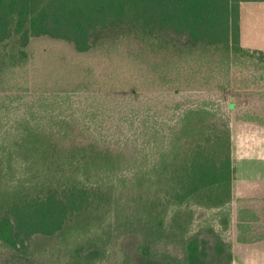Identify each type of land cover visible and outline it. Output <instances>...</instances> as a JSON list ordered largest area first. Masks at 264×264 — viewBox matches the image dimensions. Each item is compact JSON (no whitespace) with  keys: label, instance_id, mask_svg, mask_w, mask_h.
<instances>
[{"label":"trees","instance_id":"obj_1","mask_svg":"<svg viewBox=\"0 0 264 264\" xmlns=\"http://www.w3.org/2000/svg\"><path fill=\"white\" fill-rule=\"evenodd\" d=\"M243 1L0 0V263L71 264L67 250L77 264L116 252L114 264H233L230 244L188 235L194 205L233 204L231 117L211 94L181 109V90L224 91L229 110L264 101V50L242 44ZM36 38L127 63L33 90L23 68ZM261 110L239 120L264 125ZM243 216L238 240L252 242ZM172 237L184 258L163 245Z\"/></svg>","mask_w":264,"mask_h":264},{"label":"rangeland","instance_id":"obj_2","mask_svg":"<svg viewBox=\"0 0 264 264\" xmlns=\"http://www.w3.org/2000/svg\"><path fill=\"white\" fill-rule=\"evenodd\" d=\"M252 4V3H249ZM260 41H264L261 39ZM261 45L264 44L260 43ZM30 61L26 64L23 69H27L26 72L29 75V87L33 90L37 89H46V88H55V87H72L77 82L78 79L77 70H80L84 73L93 66L96 71V74H99L101 79L103 78V70L112 64H126L125 59H121V56L118 53H114L115 56H118V59L112 62L107 55L102 52H92L80 54L77 52L71 44H68L63 41H57L49 38H36L30 44ZM86 70V71H85ZM75 82V83H74ZM33 91H23V93H32ZM145 94V93H142ZM211 98L215 101L222 103L223 109L229 113L231 117V127H232V138L234 145V158L239 156L242 157L244 149L249 148L248 144L255 138L254 129H248L245 127L246 123L241 122L238 124L239 117H244L247 113H253L256 111H262L261 107L264 105L263 99L258 96H255L251 99V104L246 106L238 107L237 109H228V102L233 99L224 91H206L203 92V96H200V93L193 90L182 89L181 90V109L186 105H189L194 99H209ZM83 96L75 97V104L78 106L80 101H84ZM105 125H110L112 122H104ZM244 124V125H243ZM257 132V131H256ZM256 147L259 149V152L264 153V140H258ZM248 160L245 159V163ZM259 163V162H258ZM260 165V164H259ZM257 200V201H256ZM255 204L256 208L254 210V215L249 219L251 223V231L249 235L255 237L261 235L264 237V198L256 199ZM239 199L235 204H230L228 210H224L222 213H219L216 209L205 208L201 206L194 205V217L188 228V235H194L198 231H204V235H216L219 239L224 241L226 244L232 246L234 251V257L236 258L235 264H264V242L257 243L255 245H247L238 240V234L240 230L238 229V223L233 221V215L237 218L238 213L242 209L241 207L248 205L247 200ZM231 212V222L229 224L222 223L224 217V212ZM259 211V212H258ZM213 229L214 232L207 233V229ZM182 237V236H181ZM165 246L169 247L173 253H181V258L185 257V240L176 237H172L169 240H165ZM63 260L67 262L71 260V264H77L76 259H73L71 253L67 250H63ZM51 254L46 252V255ZM37 257H40L41 254H36ZM30 257L27 261L31 263H47L40 258ZM120 256L118 253H113L106 260L94 263V264H114ZM12 259L8 263L0 264H11ZM15 264H18L15 262Z\"/></svg>","mask_w":264,"mask_h":264},{"label":"crops","instance_id":"obj_3","mask_svg":"<svg viewBox=\"0 0 264 264\" xmlns=\"http://www.w3.org/2000/svg\"><path fill=\"white\" fill-rule=\"evenodd\" d=\"M240 19L243 46L264 50V44H260L264 42L260 41L261 39L264 40V0L243 1L240 8ZM241 122L246 123L245 127L248 129H254L255 138L258 137L257 140L252 138L248 144L249 148L246 147L243 150L244 153L241 158L239 156L234 158L236 174L233 204L239 199L243 200L242 202L244 200L249 202L246 203L248 205L241 207L244 215L243 221L244 223H249V217L254 215L256 199L264 198V153L259 152L256 147L259 139L264 140V125L246 120H240L238 124H241ZM245 159L248 160L246 163ZM233 221L238 223V216L236 218L233 215ZM262 242H264V237L259 235L257 238H253L252 242L245 244L255 245ZM235 261L236 258H234L233 264H235Z\"/></svg>","mask_w":264,"mask_h":264},{"label":"water","instance_id":"obj_4","mask_svg":"<svg viewBox=\"0 0 264 264\" xmlns=\"http://www.w3.org/2000/svg\"><path fill=\"white\" fill-rule=\"evenodd\" d=\"M11 262H12L11 264H15V262L20 263V264H45V263H31L23 258L12 259Z\"/></svg>","mask_w":264,"mask_h":264}]
</instances>
